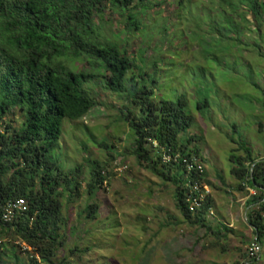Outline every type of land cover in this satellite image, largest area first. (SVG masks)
<instances>
[{
  "label": "rangeland",
  "instance_id": "374dc122",
  "mask_svg": "<svg viewBox=\"0 0 264 264\" xmlns=\"http://www.w3.org/2000/svg\"><path fill=\"white\" fill-rule=\"evenodd\" d=\"M158 1L150 12H135L142 24L138 31H127L123 19L109 7L96 23L134 61L127 77L130 90L139 83V90L152 89L157 101L187 99L195 123L183 136L200 138L193 146L198 145L206 165L215 212L209 219L212 229L186 222L177 208L176 186L139 165L133 155L134 132L124 115L130 109L140 116V109L125 95L107 90V79L98 76L87 85L97 108L81 120H64L52 154L62 171L80 167L82 172L78 198L71 204L67 194L62 199L69 229L78 226L60 254L69 257L70 264H241L254 238L247 214L259 193L250 192V187L238 189L231 155L234 151L245 158L240 145L244 143L252 149L253 159L264 160V132L259 131L264 95L254 86L264 89V58L261 65L251 67L247 62L260 61V54L243 43H238L243 49L233 48L229 37L252 45L261 36L254 33L256 25L238 35L231 32L230 15L220 11L218 0H184L182 6L179 0ZM248 18L255 21L252 14ZM240 20L234 17L233 22ZM261 28L264 36V25ZM260 45L264 55L263 39ZM63 66L93 72L85 60ZM23 120L20 110L6 118L13 128ZM105 144L114 146L119 169ZM95 161L108 163V177L96 193L98 218L88 221L81 214L91 202L90 164ZM0 264H31L13 234L0 233Z\"/></svg>",
  "mask_w": 264,
  "mask_h": 264
},
{
  "label": "trees",
  "instance_id": "16d2710c",
  "mask_svg": "<svg viewBox=\"0 0 264 264\" xmlns=\"http://www.w3.org/2000/svg\"><path fill=\"white\" fill-rule=\"evenodd\" d=\"M183 1L179 0L181 6ZM157 2L0 0V233L16 236L29 254L31 264H70L69 257L61 258L60 254L78 226L69 229L62 199L67 194L71 204L78 198L82 172L80 167L70 173L62 171L52 154L61 140L64 120H81L97 108L98 103L91 98L87 85L98 76L107 79L108 82L104 81L107 90L125 95L140 109V116L129 108L128 114H123L134 132L133 155L139 165L176 186L177 208L186 222L212 229L207 218L211 199L196 214H191L185 203L187 185L196 176L189 174L184 166L163 164L148 141H157L172 153L202 159L198 145L193 146L200 138L183 136L195 123V118L188 112L187 99L157 101L155 92L146 87L139 90V83L130 90L127 77L133 71L134 61L112 38L105 37L102 27L96 23V17H102L109 7L123 19L127 31H138L142 24L135 12H150L159 5ZM218 4L220 11L229 13L227 23L234 34L256 25L254 33L261 38L252 45L232 37H229V43L240 50L243 48L238 47V43L253 48L260 54V61L247 63L251 67L261 65L264 58L260 45V40H264L261 31L264 0H218ZM243 7L247 8L246 12ZM249 14L254 17V22L249 20ZM234 17L241 20L234 23ZM81 60L86 61L92 73L75 72L63 66V63ZM254 86L263 90L264 95L260 85ZM262 106L264 120V101ZM15 110H20L24 117L19 128L6 122L7 116ZM259 131L264 132V121L259 123ZM240 145L246 157L232 152L231 174L240 191L250 187L259 193L248 205L247 223L254 235L264 242V160L253 159L252 149L244 143ZM103 147L114 162V146L105 144ZM107 164L100 161L90 164L91 202L81 214L88 221L98 218L100 206L95 199L96 193L107 183ZM206 179L207 172L205 182ZM21 199L27 204L26 211L13 222L5 223L2 218L5 206ZM76 251L71 250V253Z\"/></svg>",
  "mask_w": 264,
  "mask_h": 264
},
{
  "label": "built area",
  "instance_id": "2783aa9c",
  "mask_svg": "<svg viewBox=\"0 0 264 264\" xmlns=\"http://www.w3.org/2000/svg\"><path fill=\"white\" fill-rule=\"evenodd\" d=\"M148 141L151 142L154 152L161 158L163 164L184 166L189 174L196 176V178L187 185L185 203L191 214H196L201 211L208 203L209 199H211L212 195L211 188L204 181L206 165L203 159L195 155L188 157L183 156L181 153H172L168 148L161 146L159 142ZM116 169H119V167ZM254 191L256 190L251 188L250 192L253 193ZM26 209L27 204L23 199L8 203L3 211V221L5 223L13 222L18 216L22 215ZM214 217L215 212L211 207L207 211V218L212 219ZM263 253L264 242L261 241L258 236L254 235V238L248 247L246 258L242 264H253V262L258 260Z\"/></svg>",
  "mask_w": 264,
  "mask_h": 264
},
{
  "label": "crops",
  "instance_id": "0c3cea01",
  "mask_svg": "<svg viewBox=\"0 0 264 264\" xmlns=\"http://www.w3.org/2000/svg\"><path fill=\"white\" fill-rule=\"evenodd\" d=\"M201 156H202V155H201ZM202 159H203V157H202ZM206 184H207V183H206ZM208 186H209V185H208ZM209 187H210V186H209ZM211 197H212V196H211ZM245 258H246V256H245ZM245 258L243 259L242 263L244 262ZM242 263H241V264H242ZM253 264H264V253L261 255V257H260L258 260L254 261Z\"/></svg>",
  "mask_w": 264,
  "mask_h": 264
}]
</instances>
